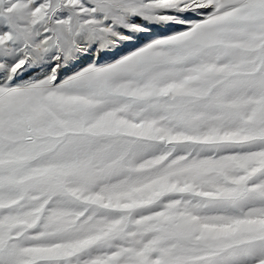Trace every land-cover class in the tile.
<instances>
[{
    "label": "snow or ice",
    "instance_id": "obj_1",
    "mask_svg": "<svg viewBox=\"0 0 264 264\" xmlns=\"http://www.w3.org/2000/svg\"><path fill=\"white\" fill-rule=\"evenodd\" d=\"M0 264H264V0H0Z\"/></svg>",
    "mask_w": 264,
    "mask_h": 264
},
{
    "label": "rangeland",
    "instance_id": "obj_2",
    "mask_svg": "<svg viewBox=\"0 0 264 264\" xmlns=\"http://www.w3.org/2000/svg\"><path fill=\"white\" fill-rule=\"evenodd\" d=\"M102 59H104V58H102Z\"/></svg>",
    "mask_w": 264,
    "mask_h": 264
}]
</instances>
